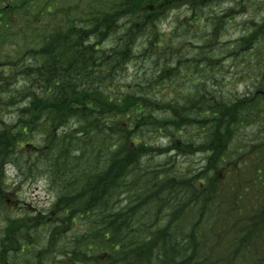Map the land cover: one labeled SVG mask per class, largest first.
Masks as SVG:
<instances>
[{
	"label": "trees",
	"instance_id": "1",
	"mask_svg": "<svg viewBox=\"0 0 264 264\" xmlns=\"http://www.w3.org/2000/svg\"><path fill=\"white\" fill-rule=\"evenodd\" d=\"M10 1L0 39L25 49L0 66V189L12 164L57 199L16 222L0 192V264H264V0ZM222 53L262 69L254 94L224 89Z\"/></svg>",
	"mask_w": 264,
	"mask_h": 264
},
{
	"label": "rangeland",
	"instance_id": "2",
	"mask_svg": "<svg viewBox=\"0 0 264 264\" xmlns=\"http://www.w3.org/2000/svg\"><path fill=\"white\" fill-rule=\"evenodd\" d=\"M43 1L44 0H36L34 9L40 8ZM1 5L2 3L0 2V6ZM223 7L224 6H222V4L219 5L220 9H223ZM181 15H189L186 6L167 10L165 14L162 15L161 27L166 32L173 31L178 22L179 16ZM255 15L256 16L253 17L252 20H259L261 18L259 13L256 12ZM235 17L236 21L234 25L227 27L222 37L225 40H235L240 38L245 31L246 24H244V22L248 21V19L252 17V14H236ZM189 26L191 30H194V27L191 24ZM0 38H2L1 35ZM0 42V66L3 64L2 62L15 60L19 55L23 53L25 49L21 44H16L12 40L1 41L0 39ZM106 44H109V41H107ZM236 57L241 60L242 54L237 55ZM222 58H227L226 60H222L226 61V75L233 74L235 80H237H234L233 84L227 85L224 89L239 92L241 96L247 94V92L249 91L254 94V91L256 89V83H254L256 81L255 75L262 72L261 68L264 67V62L259 63L261 68L256 67L254 71H251L243 70L242 68L237 67V60L233 57H227V53H222ZM259 78L264 79V74H261ZM13 80H17V77H14ZM223 80L230 81L231 76H228L226 79L223 78ZM198 155L199 154H197L195 158ZM6 177V189L5 191H1L0 189V192L3 193V195L7 199L4 216L11 217L14 218V220H17V218L23 216V214L35 215L37 213H40L43 214L45 218L52 219L50 217V211L53 207V202L56 199V190L53 184L49 182L47 175L42 172V170H34L32 176H25L21 169L18 170L12 164H9L6 167ZM252 194L253 193H250L251 196Z\"/></svg>",
	"mask_w": 264,
	"mask_h": 264
},
{
	"label": "bare ground",
	"instance_id": "3",
	"mask_svg": "<svg viewBox=\"0 0 264 264\" xmlns=\"http://www.w3.org/2000/svg\"><path fill=\"white\" fill-rule=\"evenodd\" d=\"M27 143H28V144H30V143H33V144H39V141H37L36 138L32 137ZM28 144H27V145H28ZM41 156H44V154H41V155H39L38 157H41ZM6 167H7V166H6Z\"/></svg>",
	"mask_w": 264,
	"mask_h": 264
}]
</instances>
